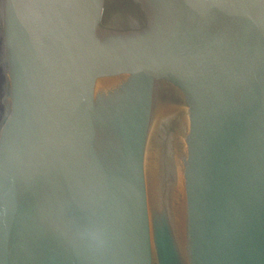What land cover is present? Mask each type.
I'll use <instances>...</instances> for the list:
<instances>
[{"label": "water", "instance_id": "1", "mask_svg": "<svg viewBox=\"0 0 264 264\" xmlns=\"http://www.w3.org/2000/svg\"><path fill=\"white\" fill-rule=\"evenodd\" d=\"M0 264H264V0H0Z\"/></svg>", "mask_w": 264, "mask_h": 264}]
</instances>
